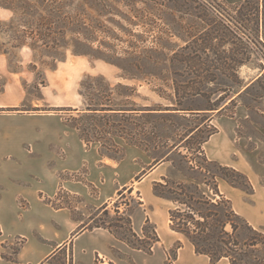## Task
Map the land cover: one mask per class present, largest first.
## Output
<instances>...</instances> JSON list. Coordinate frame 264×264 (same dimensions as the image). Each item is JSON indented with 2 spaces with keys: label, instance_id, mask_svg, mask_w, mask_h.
Masks as SVG:
<instances>
[{
  "label": "rangeland",
  "instance_id": "rangeland-1",
  "mask_svg": "<svg viewBox=\"0 0 264 264\" xmlns=\"http://www.w3.org/2000/svg\"><path fill=\"white\" fill-rule=\"evenodd\" d=\"M242 1L0 0V99L10 104L0 107V111L28 115L40 126L61 120L74 128L77 125L88 145H98L102 155L116 159L124 156L130 142L144 143L148 150L133 144L136 167L144 166V172L136 180L158 165L169 178L186 182L193 181L194 175L199 179L205 175L204 170L195 173L188 166L204 165L212 173L218 172L198 147L215 130L217 123L210 120L218 111L197 110L200 113L194 115L147 108H165L170 104L172 79L163 80L155 74L169 65L173 48L185 46L184 39L209 27L212 15L207 6L213 3L230 8ZM215 20L222 22L220 18ZM157 35L164 37L162 47L155 43ZM218 55L216 61L222 66L225 61L241 56V52L228 45ZM253 57L249 64L240 66L233 82L228 74L222 73L223 69L214 71L218 82L234 86L226 109L219 114L226 118V126H236V136L241 138L234 147L241 151L235 153L236 157L252 166L264 185V47L257 49ZM160 89L164 90L162 94L158 92ZM232 99L234 102L230 103ZM184 104L203 109L210 103L199 96ZM105 107L124 111H103L101 108ZM200 125L204 127L188 144L191 147L188 150L182 140L191 128ZM177 144L179 148L172 149ZM0 165V172L9 171L13 161L4 159ZM36 168L31 163H22L19 171L28 176ZM220 184L237 212L264 235V225L255 224L264 220V211H255L254 197L239 187L231 194L234 189L225 180L220 179ZM133 188L109 205L107 221L115 217L117 204L127 214L141 207L142 194ZM79 201L76 195L63 191L58 202L75 207ZM160 202L157 208L160 215L164 207L173 206L166 198ZM38 214L25 199L11 211L0 209V226L9 231L10 221L17 220L24 227ZM74 215L80 212L74 210ZM247 232L241 230L242 241L246 240ZM26 239L23 235L8 239L0 247V257L17 260ZM174 248L170 250L168 263H173L176 257ZM243 249L251 251L247 246ZM255 249L259 260L254 264H264V243L260 242ZM60 260L64 261L61 257Z\"/></svg>",
  "mask_w": 264,
  "mask_h": 264
},
{
  "label": "crops",
  "instance_id": "crops-1",
  "mask_svg": "<svg viewBox=\"0 0 264 264\" xmlns=\"http://www.w3.org/2000/svg\"><path fill=\"white\" fill-rule=\"evenodd\" d=\"M9 105L0 99V107ZM219 113L211 116L210 121L217 126L203 144L206 155L210 160L246 173L255 191L244 192L254 197L255 211H264L262 178L252 166L236 157L235 153L241 151L237 152L234 147L241 138L236 136V126H226V118ZM67 125L61 120L40 126L28 115L0 111V163L4 159L13 161L9 171L0 172V209L11 211L26 199L29 206L39 212L37 218L24 227L17 220L10 221L9 231L0 226V247L14 236L27 238L16 261L0 257V264H213L208 256L196 253L185 236L171 228L170 208L163 206L161 215L157 212L163 198L155 194L153 185L168 177L164 170H159V165L147 169L136 180V176L144 172V166L136 167L135 145L128 143L121 159L104 156L98 145H88L76 127ZM203 127L197 126L198 129ZM22 163H31L37 168L32 175L23 176L19 171ZM64 173L67 176L62 175ZM128 186L139 189L142 194L141 207L131 213L134 230L143 235L149 217L160 235L161 240L154 245L152 253L130 247L108 229L83 227L92 222V216L104 204L112 203L118 192ZM60 188L80 198L75 207L55 208L45 201V197L56 198ZM232 188L231 194L237 187ZM220 189L229 197L221 184ZM74 210L80 215L75 216ZM247 217L251 219L248 214ZM255 224L264 225V220ZM178 241H182L183 246L178 249L174 262L168 263L170 250ZM215 264L229 262L222 259Z\"/></svg>",
  "mask_w": 264,
  "mask_h": 264
},
{
  "label": "trees",
  "instance_id": "trees-1",
  "mask_svg": "<svg viewBox=\"0 0 264 264\" xmlns=\"http://www.w3.org/2000/svg\"><path fill=\"white\" fill-rule=\"evenodd\" d=\"M207 11L212 15L209 18L211 20L209 27L201 30L200 34L184 39L186 41L185 46L173 48L172 54L168 58L169 65L165 67V70L155 74V77L163 80L172 79L170 87L173 97L170 98V104L165 108L159 106L158 108H147V110L154 112L167 110L172 113L183 112L194 115L200 113L196 112L197 110L223 111L228 105L224 104L229 101L234 86L231 83L218 82L217 73L214 69H223L222 73L228 74L233 82L234 77H238L240 66L249 64L254 58L253 55L256 50L264 47V0H243L237 6L230 8L211 3L210 6H207ZM214 18H220L222 22L214 21ZM163 41L162 35L156 36L155 43L158 46L162 47ZM228 45L232 49L237 48L241 52V56L234 58L233 61H225V64L220 66L216 58L222 48ZM212 84L213 86H211ZM158 92L162 94L164 90L160 89ZM199 96L206 98L210 104L203 109L184 104L186 100H192ZM232 102L234 99L230 101V103ZM101 109L103 111H124L120 108L105 107ZM206 120L208 118L204 119V121ZM75 127L79 130L77 125ZM200 130L197 127L191 128L182 140L187 144L188 150H191L188 144L196 138ZM152 133L158 136L155 130H152ZM212 133H209L199 142L200 146L198 147L204 154L205 160L213 162L219 171L212 173L204 165L188 166V169L195 173L198 172V169L201 170V173L204 170L205 175L202 179L194 175L191 177L193 180L191 182L163 177L162 180L154 183V192L173 203L169 209L170 226L174 231L188 239L196 253L208 256L213 264L222 259H227L229 264H254L259 260L255 248L260 242L264 243V235L235 210L232 200L221 191L219 183L220 179L225 180L234 187L242 188L247 193H252L254 186L246 173L207 157L203 144ZM80 135L87 141L82 132ZM130 143L148 150V146L142 142L132 141ZM179 146L177 144L172 149L175 147L178 149ZM207 173L211 176L208 177ZM140 177H137V180ZM238 179H242L244 182H240ZM202 186H205V189ZM133 189V186L124 187L118 192L116 199H121L126 192L131 193ZM63 191L60 188L56 198L45 197L44 199L55 208H71L70 204L58 202ZM110 204H104L99 213L92 216V221L95 223L83 226L84 229L96 227L108 229L130 247L152 253L154 245L161 238L150 218L146 219L143 235H139L134 230L131 214L122 211L118 204L115 206V217L110 221L106 220L110 217L108 208ZM243 228L248 231L245 241L240 239ZM182 246L183 242L178 241L174 252L177 254L178 249ZM243 246L250 247L251 251H245ZM2 257L16 261V259Z\"/></svg>",
  "mask_w": 264,
  "mask_h": 264
}]
</instances>
